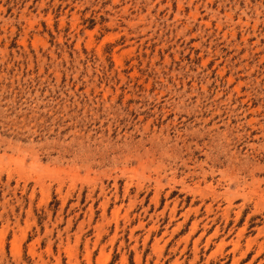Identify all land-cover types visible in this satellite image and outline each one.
<instances>
[{
  "label": "rangeland",
  "instance_id": "1",
  "mask_svg": "<svg viewBox=\"0 0 264 264\" xmlns=\"http://www.w3.org/2000/svg\"><path fill=\"white\" fill-rule=\"evenodd\" d=\"M0 264H264V0H0Z\"/></svg>",
  "mask_w": 264,
  "mask_h": 264
}]
</instances>
